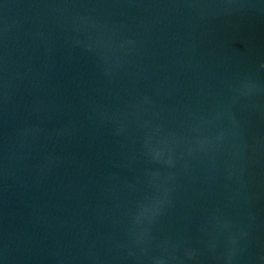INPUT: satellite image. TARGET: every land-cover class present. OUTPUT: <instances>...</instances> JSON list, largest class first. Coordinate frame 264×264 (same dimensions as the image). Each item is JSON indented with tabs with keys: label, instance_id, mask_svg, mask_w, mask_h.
Wrapping results in <instances>:
<instances>
[{
	"label": "water",
	"instance_id": "water-1",
	"mask_svg": "<svg viewBox=\"0 0 264 264\" xmlns=\"http://www.w3.org/2000/svg\"><path fill=\"white\" fill-rule=\"evenodd\" d=\"M0 264H264V0H0Z\"/></svg>",
	"mask_w": 264,
	"mask_h": 264
}]
</instances>
